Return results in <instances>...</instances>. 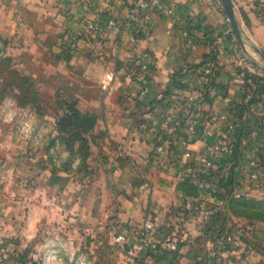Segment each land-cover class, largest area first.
I'll return each instance as SVG.
<instances>
[{"label": "crops", "instance_id": "crops-1", "mask_svg": "<svg viewBox=\"0 0 264 264\" xmlns=\"http://www.w3.org/2000/svg\"><path fill=\"white\" fill-rule=\"evenodd\" d=\"M130 1L0 0V57H9L16 69L33 80L38 79V71H41V83H54L55 92L58 89L71 90L78 100L79 110L95 115L96 122L88 133L91 144L89 161L96 164L98 173L109 177L115 169L116 172L126 170L130 173L132 167L140 168L145 179L132 185L136 191V203L120 196L123 203L115 207L117 217L114 220L139 221L141 224L151 215L156 226L170 224L171 220L178 223L179 217L173 216L180 206L185 208L177 188L179 167L164 160L158 162L153 148L156 132L167 127L159 111L161 101H158L166 85L180 69L182 81L186 80L191 86L198 85L199 69L193 65L203 60L210 50L203 37L196 51L189 53L184 46V30L213 31L221 50L217 81L224 92L241 101L246 90L253 92L254 82L250 79L253 85L246 89V70L262 76L264 82V17L258 13L259 7L264 8V0H233L241 40L236 34L231 35L232 24L220 0H161L169 11L152 10L150 31L141 32L135 42L120 33L84 28L79 48L72 52L73 55L67 58L64 51L60 52L67 27H78L88 20L101 24L108 17L125 12ZM53 50H59L58 58H54ZM136 56H144L150 65L151 75L144 83L148 86L147 91L134 74L131 61ZM103 79L108 83L105 88ZM172 90L178 89L172 86ZM7 100L5 98L0 106ZM10 101L11 108L21 112L20 120L35 118L37 127L42 126L46 132L39 153L26 150L32 154L29 157L24 154V157L34 161V166L24 171L14 164L22 157L18 154L24 152L23 145L14 142L19 138L18 134L10 136L5 126H0V250L7 245L10 247V251H4L0 257V264H23V261L30 264L31 258L39 253L25 248L42 232L37 228L56 225L53 227L55 234L43 237L42 242L46 245L52 240L57 245L69 242L71 237L64 235L65 229L71 233L82 224L79 216L81 203L88 194L97 191L98 185L94 180L82 188L78 171L64 167L59 152L63 147L61 131L53 114L36 112L17 105L12 99ZM215 104L222 106L218 100ZM253 110L264 113V100L255 103ZM10 137L14 140H9ZM173 138L177 158L183 161L188 147L178 131L174 132ZM205 141L201 139L191 148L195 153L203 154ZM7 143H12V147ZM38 154L44 158L39 159ZM21 172L31 177L34 183L15 187L17 175ZM146 180L149 188L144 185ZM9 183L13 188L6 192ZM108 187L114 185H108L103 192L113 194ZM19 194L21 196L17 198ZM256 197L263 198L262 193L257 192ZM215 200L217 204L221 203L219 199ZM199 236L201 233L195 237L199 241L194 239L193 245L182 246V242L180 246L186 264H200L197 259L201 256L196 249L204 238ZM239 264H247V260L241 259Z\"/></svg>", "mask_w": 264, "mask_h": 264}, {"label": "rangeland", "instance_id": "rangeland-1", "mask_svg": "<svg viewBox=\"0 0 264 264\" xmlns=\"http://www.w3.org/2000/svg\"><path fill=\"white\" fill-rule=\"evenodd\" d=\"M60 52H62V50H60ZM60 52L59 50H53L52 54L54 58H58L57 56ZM0 60V95H3L4 99L7 98V101L12 99L17 105L18 98L26 100L28 101L27 107L32 110L41 113L47 111L53 114L56 117V122L59 120L60 125L58 129L62 131L60 136H62L63 147L59 152L62 157L61 159H63L64 167L67 170L70 169V171H72L71 169L78 171L76 173H79L78 177L79 181H81L80 185L82 188L87 183L92 184L94 180H96V184L98 185L97 191L88 194L81 203L79 216L81 217L80 222L82 224L71 233L68 232V229H65L64 235L69 238L71 237L69 242L59 243V245H57V243L52 240L46 245L42 242L44 240L43 237H50L55 234V228L53 227L56 225L49 228H37L42 232H39L37 234L38 237L34 238L31 243H28L25 248V250H29L30 248L39 253L36 257L34 256V258H31L30 264H50V262L54 264H186L184 259H182V255L160 250L164 248L159 245L165 246L163 242H160V239L164 238L168 233H172L171 235L177 237H184V244L182 246L187 244L193 245L194 239L195 242L199 241L197 238L199 233H201L204 240L199 243L196 249L199 255H202L201 258L197 259V262H200V264H204L205 255H208L212 251H219V264H239L241 259L247 260V264L263 263L264 198L259 199L257 197L245 203H232L234 206L230 204L225 205L226 210L222 212L227 221L225 223L224 234L220 237H217V234H211V227L215 225L212 224L210 227V221L207 222V219L210 218L209 211L219 207L222 203L217 204L212 195L206 191L202 194V206H200V211L198 210L197 212L194 209L191 210V208H187V210L190 209L192 211V214H190L187 213L188 211H186L185 208H181L180 206L177 209L178 212H176V215L173 216L175 218L178 216L180 222L177 223L174 220L172 222L171 220L170 224L167 222L166 224L156 226V231H154L155 235L151 237V241L153 242L147 246L149 254L147 251L139 252L137 250L138 237L135 230L129 233V242L124 244L118 243L115 240L117 231L112 229L111 226L112 222H114V219L117 217L115 215V207L123 203L120 196L126 198L127 201L129 200V202L133 204L136 203V191L133 190L132 185H134L136 181L139 182L145 179V177L141 175L140 168L132 167L131 172L134 175L126 170L123 172L120 170L116 172V169L113 171L112 175L109 174V177L106 174L104 175V173H98L95 166L96 164H92L89 161L91 144H88V139H90L88 133V138L85 143L81 139L83 132L88 130L86 128L89 126V120L84 115L77 116L74 114L76 97L73 92L71 90L67 91L66 89H64V91L58 89V91L55 92L54 83L52 85L41 83V71H38L37 80H33L30 76L22 78V75L19 73L20 71L18 69L19 72L16 70L12 62L5 59L2 60L1 57ZM4 99H2L0 103H3ZM10 104L12 105V103ZM66 109H68V111H66ZM72 117L76 118L77 122H81V129L79 131L71 123ZM28 120L31 121L33 128L31 133L33 134L22 136L18 132V123L21 122L20 118H17V121L13 122H5L0 118V126H5L10 136H14V133L18 134L19 138L17 140L11 137L9 140H14V142L16 141L18 144L23 145L24 152L18 154L22 157L20 160L17 159L14 161V164L24 171L30 169L31 165L34 166V164H32L34 161L26 158L32 154L28 153V151L32 150L33 153H39V149L42 147L43 141L45 140L44 138L46 137L45 129L42 128V126H39V128L37 127L38 121L35 122V118H28ZM34 133H37L38 137H34ZM50 135L52 134L50 133ZM92 138L96 140L95 137ZM52 139L53 138L50 140ZM6 145L12 147V143H7ZM24 154L26 157H24ZM38 157L39 159L44 158L42 154H38ZM42 160L44 161V159ZM32 180L33 179L28 177L25 172H21V174L17 175L15 187H24L33 184L34 182ZM110 184L114 185L113 188L108 187L114 192L111 195L109 192H103ZM7 187L5 191L9 192L8 189H12L13 185L9 183ZM20 196L21 194H19L17 198ZM28 214L29 213H27V215ZM36 214L40 221L39 212ZM64 218L70 219L66 216H64ZM121 223L128 224L134 229L138 228L140 224L139 221L130 222V220H123ZM215 229L216 228L213 230ZM225 240L229 242L231 246L236 247V252L231 250V246L225 248V244L227 243ZM5 241L6 239L3 243H5ZM129 248H133L134 252L130 253L128 251ZM51 254H54L56 257L49 258ZM247 255H251V257L248 258Z\"/></svg>", "mask_w": 264, "mask_h": 264}, {"label": "built area", "instance_id": "built-area-1", "mask_svg": "<svg viewBox=\"0 0 264 264\" xmlns=\"http://www.w3.org/2000/svg\"><path fill=\"white\" fill-rule=\"evenodd\" d=\"M154 9L162 13L169 11L161 0H131L125 12L121 15L110 16L101 24L88 20L78 27H67L61 39V50L76 51L79 48L84 28L120 33L125 39L135 42L141 32L150 31L151 11ZM184 33V46L189 53H193L206 32L186 28ZM131 62L137 80L143 84L146 83L151 75L148 60L144 56H136ZM213 66L212 59L206 58L203 66L198 70L200 73L199 86H191L185 80L183 81L185 86L172 90L166 99L161 101L159 111L167 127L156 132L153 148L155 159L158 162L164 160L179 167L178 182L189 179L198 187V194L179 190L181 199L186 203L187 213L192 214V209L200 211L202 194L206 191L214 199L221 201L222 205L209 211L210 217L226 210L225 205L232 200L252 199L257 192L262 193L264 198V163H262L264 161V118L261 116L264 113L254 112L253 107L242 112L230 109L234 99L228 93L220 92L216 85L210 83L214 74ZM107 85L108 83L103 79L102 86L105 88ZM142 87L144 91L148 90L147 85L144 84ZM217 100L222 103V106L215 104ZM10 103L9 100L0 106V118L5 122L17 121L21 114L13 110ZM258 118L261 121L255 123ZM246 122L248 127H245V133L241 137L240 148L236 154L237 164L231 177L230 166L236 141L234 133L239 127L244 128ZM31 130L33 131L32 124L28 119H23L18 123L20 135H32ZM175 131H178L182 142L188 147L184 151L185 160L183 161H179L175 152V139L173 138ZM34 137H38V134L34 133ZM201 139L206 140L205 152L198 154L191 148V145ZM144 185L149 188V181L146 180ZM121 222L119 220L112 222V229L117 231L115 240L121 244L127 243L129 233L135 230L138 237L137 250L147 251V246L153 242L151 237L156 231L153 217L148 215L136 229ZM171 234H166L160 242L169 248L177 249L184 241V237ZM230 246L229 242L225 244V248ZM235 248L231 246L234 252L237 250ZM4 251H10L9 245L0 250V257ZM128 251L133 253L134 249L129 248ZM218 253L219 251H212L205 255L204 264H219ZM55 257L54 254L49 255V258ZM50 264L54 263L50 262Z\"/></svg>", "mask_w": 264, "mask_h": 264}, {"label": "trees", "instance_id": "trees-1", "mask_svg": "<svg viewBox=\"0 0 264 264\" xmlns=\"http://www.w3.org/2000/svg\"><path fill=\"white\" fill-rule=\"evenodd\" d=\"M258 13L260 15H262L264 17V8L263 7H259L258 9ZM231 35H235L234 31H232V34ZM217 37L213 34V31H206L205 33V39L206 42L208 43V45L210 46V50L208 52H206L203 60H201L199 63L193 65L195 66L196 68L200 69L204 62H205V59L210 57L214 63V74H213V77L211 79V84H214L218 87L219 91L222 92V93H226L223 91V86L220 85L217 81V76H218V73L220 71V63H219V53H220V49H219V46L217 45V43L215 42V39ZM65 52L66 53V56L67 58H70L72 55H73V51H70L69 49H64L62 50V52ZM8 60L9 62H11V59L9 57H3L2 60ZM1 62V60H0ZM17 70V69H16ZM18 71V70H17ZM19 72V71H18ZM21 75H22V78H26V77H29L27 75H24L22 74L21 72H19ZM200 74V73H199ZM177 75H179V77H177ZM183 73H182V69L176 71V74H174L172 76V78L170 79L169 83L166 85L165 87V90L163 91V93L161 94L160 98L158 99V101H162L164 99H166L168 93L171 92V87H176L177 89H180L181 87L185 86V83H183V81L180 79V76H182ZM245 78H246V82H247V86H246V89L251 87V81L254 82V85L253 87H251L253 89V92H248L246 90V93H244V98L241 100V101H236L234 100V102L232 103V105L230 106V109H235L237 112H242V111H245V110H250L255 103H260L264 100V82L261 81V79L263 78L262 76L256 74V73H251L250 71L246 70L245 71ZM249 79L251 81H249ZM249 81V82H248ZM196 86H199V85H196ZM3 96V95H2ZM0 95V102L2 101V99H4V96L2 97ZM20 98H18V105L19 106H27L28 105V101L26 100H21L19 101ZM76 100V105L74 107V114L77 115V116H86V118H88L89 120V126L88 132H83V134L81 135V139L82 141L85 143L86 142V139L88 138L87 136V133H89L92 128L94 127V124L96 122V117L95 115H92V114H89V113H84V112H81L79 110V108L77 107V98H75ZM66 111H68V109H66ZM263 118H264V115H261ZM261 117V119H262ZM261 120H259V118L256 120L255 123H259ZM71 123L76 127V129L79 131L81 129V122L76 120V118L72 117V121ZM57 125L59 126V120H57ZM245 127H248V124L247 122L245 123L244 125V128L241 126L237 129V131L234 133V138H235V151H234V154L232 155V159H231V177L233 176V173L235 172V165L237 164V159H236V154L238 152V149L240 148V143H241V137L243 136V134L245 133ZM60 130V129H59ZM61 131V130H60ZM263 131V130H262ZM62 132V131H61ZM88 144H89V139H88ZM262 163H264V161H262ZM231 177L229 178L231 180ZM177 188L178 190H181V191H184V192H188V193H193V194H198L199 190H198V187L194 184H192L189 179H184V180H180L178 183H177ZM254 198L252 199H238V200H232L230 201L228 204L234 206L232 203H245V202H249L251 200H253ZM223 212H217L215 214H213L210 218V227L211 225H215L214 227H211V234L213 235H216L217 234V237H220L221 235L224 234V230H225V223H226V217L223 216ZM214 228H216L215 230H213ZM182 243L179 244V247L177 249H172V248H169V247H166V246H162V245H159L161 247H163L164 249H160V250H165L167 252H172L174 254H179L181 255V251H180V246H181ZM230 244V243H229ZM159 248V247H157ZM153 250V249H151ZM158 250V249H156ZM148 254H149V251H147ZM154 255H157L153 252H150ZM200 256L202 257V255L200 254Z\"/></svg>", "mask_w": 264, "mask_h": 264}, {"label": "water", "instance_id": "water-1", "mask_svg": "<svg viewBox=\"0 0 264 264\" xmlns=\"http://www.w3.org/2000/svg\"><path fill=\"white\" fill-rule=\"evenodd\" d=\"M224 6V9L228 15L229 21L232 24V28L238 39L241 40V33L238 25V19L234 7L233 0H220Z\"/></svg>", "mask_w": 264, "mask_h": 264}]
</instances>
